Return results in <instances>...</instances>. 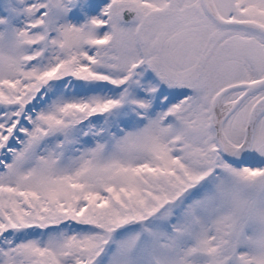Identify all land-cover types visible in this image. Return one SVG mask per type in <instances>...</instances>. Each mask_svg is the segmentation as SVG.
Wrapping results in <instances>:
<instances>
[{
    "label": "snow or ice",
    "instance_id": "6c2138e0",
    "mask_svg": "<svg viewBox=\"0 0 264 264\" xmlns=\"http://www.w3.org/2000/svg\"><path fill=\"white\" fill-rule=\"evenodd\" d=\"M0 264H264V0H0Z\"/></svg>",
    "mask_w": 264,
    "mask_h": 264
}]
</instances>
